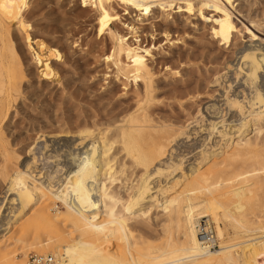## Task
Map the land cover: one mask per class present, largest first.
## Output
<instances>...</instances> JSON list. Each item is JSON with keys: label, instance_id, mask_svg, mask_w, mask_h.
I'll list each match as a JSON object with an SVG mask.
<instances>
[{"label": "rangeland", "instance_id": "374dc122", "mask_svg": "<svg viewBox=\"0 0 264 264\" xmlns=\"http://www.w3.org/2000/svg\"><path fill=\"white\" fill-rule=\"evenodd\" d=\"M151 1L152 11L143 17L138 15L139 12L135 9H127L124 12L121 7H116L122 20L117 21L119 33L125 36L128 43L137 45L141 49L149 47L152 51L151 57L147 56L148 62H152L155 70L153 84L155 100L151 103L150 109L160 115L162 120L159 122L165 121L166 126L160 127L159 122L154 119V122L149 123L151 126H156V131H151V136L169 141L164 157L156 159L145 171L143 167L140 168L141 166L135 168L130 165L129 158L124 155L125 151L115 141L111 131L99 136L95 134L92 140L89 139L82 145H77L78 139L74 137L77 129H80L85 122L88 124L87 117L91 110L98 108L100 112L105 109L109 97L117 107L128 109L130 112L139 107L138 99L133 93L134 84L130 80L126 82L121 76L116 77L112 65L105 60L104 53L100 52L102 39L97 37L93 8L88 5L82 7L80 0H26V6L21 8V14L29 23L27 32L31 48H28L25 35L15 20L9 21L5 40L7 43L12 39L15 47L22 48L20 54L22 62H20L23 78L21 83L15 85L10 92L17 97L14 100L7 98L1 102L2 104L0 103V116L4 110L9 109L5 120L0 124V202H3V212L0 217L3 223L0 226V251H10L16 259L26 264L27 256L31 252L52 254L61 264H86V260L89 261L94 257L91 242L78 239L79 232L65 216L64 206L52 198L47 201L49 213L56 215L51 229L41 228L35 232L30 229L20 230L22 223L32 219L31 213L38 208L37 204H32L4 226L10 206L7 196L11 197L6 190L15 165L19 163L18 166L22 167L23 164L29 163L32 171L27 168V175L36 176L34 179L44 184L49 178L53 189L55 187L59 189L64 175L70 169L72 171L76 168L80 161L77 159L82 157V152L91 143L104 144L102 145L103 151L105 150L104 156L113 158L110 164L116 170L121 163L126 162L122 175L118 173L110 177V180H105L108 187L106 193L109 194L106 195L108 197H103V203L98 204L97 211L102 223L108 220L111 212L122 213L128 203L125 200L129 199L140 176L144 174L149 178L150 193L156 195L157 200L152 201V204L146 195L140 206L138 205L139 208L136 206L133 209V216L129 213L126 215V217L129 215L128 225L135 239L137 238V243L141 241L153 242L152 244L156 246L161 245L167 235L164 231L163 211L166 204L163 202L167 197L185 194L183 189L196 192L191 195L195 204H205L208 210L214 207L221 214L222 207L218 203L216 205L211 203V197L205 190L213 188L220 193L223 189L226 190V194L223 190L220 194L224 198L216 193L217 198L226 199L230 196L233 199L228 186L244 179V182L242 181L244 189L248 193L256 194L252 204L256 203L258 198L264 203V126L258 129L257 125L247 122L249 117L246 118L247 121L243 126H239L242 116L229 103L230 99L236 97L250 98L255 88L264 94V63L251 85L244 81L246 65L241 57L247 50H254L258 57L264 54V0ZM188 1L193 4V10L190 12H187L183 6ZM161 3L162 6L172 4L171 8L164 7L165 14L162 16ZM82 8L87 10L84 15L80 12ZM218 9L230 12L236 27L230 44L219 45L210 35L213 21L223 16ZM165 25L172 28L168 37L163 33ZM83 35L91 39L90 45L74 42ZM38 40L44 42L47 47L56 46L60 51V58L50 57L47 61L55 75L41 74L43 66L34 59V53L38 51L35 43ZM104 40L103 48L105 53H108L112 45L108 38L105 37ZM201 46L205 47L206 52L208 51L202 57L199 54ZM45 52L44 50V55L47 54ZM178 52L191 55L186 73L166 74L165 66L158 62L164 57L174 58ZM239 67L242 69L241 72ZM13 72L15 74L17 70ZM183 79L187 81L184 85L181 82ZM175 87L178 93L175 97L171 95L172 97L168 98L170 96L164 91ZM179 92L182 95H179ZM244 105H247L246 100ZM165 118L170 119L168 121ZM61 130L67 131L69 136L56 137L55 133H62ZM237 140L251 141L248 150L251 148L252 154L245 153V146L236 147ZM4 152L9 154L7 156L9 163L7 162V167L2 170ZM33 158L34 163H32ZM177 164L181 165L177 166ZM156 168L159 171L156 172ZM196 170L197 177L207 180L205 183L195 185L186 178ZM239 174L242 176L238 177ZM158 187L161 189L159 192ZM197 188L200 189L194 191ZM120 200H123L122 203ZM108 203L113 206L115 204L114 209H110ZM146 208H149V211L145 215L134 216ZM247 212L248 217L260 214L257 209ZM232 213L236 215L237 210ZM207 218L213 226L211 217ZM204 220L206 219L202 221ZM228 220L232 222L231 219ZM233 231L228 225L226 232L230 236L229 238L227 236L229 243L239 241L234 239ZM169 232L174 238L180 236V230L175 227ZM38 241H41L39 242L41 246L35 244ZM57 242L59 247L54 246ZM43 243L47 244L43 245ZM233 250L238 254L241 253L239 246H235ZM98 254L102 257L105 249H100ZM90 262L95 264L96 257Z\"/></svg>", "mask_w": 264, "mask_h": 264}, {"label": "bare ground", "instance_id": "6f19581e", "mask_svg": "<svg viewBox=\"0 0 264 264\" xmlns=\"http://www.w3.org/2000/svg\"><path fill=\"white\" fill-rule=\"evenodd\" d=\"M80 2L82 7L88 5L95 11L94 19L96 21L97 37L102 39L100 52L104 53L105 60L107 62L109 61L112 65L116 77L121 76L126 82L130 80V82L134 84L133 93L134 97L138 99L139 107L130 112L128 109L117 107L116 104H114L115 102L112 101V98L110 99L109 97V101L104 107L105 109L100 112L98 108L97 110L95 108L91 110L88 117L86 116L88 124L84 121L85 124L74 132V137L78 139L77 145H82L89 139L92 140L91 138L95 134L99 136L111 131L115 141L118 142L122 146L121 149L125 151L124 155L129 158L128 162L131 163L130 165L135 168L141 166L140 168L143 167L145 171L156 159L164 157L167 147L169 146V138L167 139L168 142H166V139H157L151 136V131L155 132L156 126H151L149 123L154 122V119L158 122L162 120L160 115L155 114L154 111L150 109L151 103L155 100V87L153 86L155 70L152 62H148L149 58H147V56L151 57L152 51L149 47L141 49L137 45L134 46V44L128 43L125 36L119 33L120 30L117 21L121 22L122 20L116 7H121L124 12L127 9H135L139 12L138 15L143 17L152 11L151 5L153 2L151 0H80ZM160 5L162 7L160 12L161 16L165 14L163 12L164 7L171 8L172 6L171 3L165 6H162V3ZM25 6L26 0H0V103L7 98L14 100L17 97L16 94L12 95L13 93L10 92L15 88V85L21 83V79L23 78V69L21 68L22 61L20 60L22 48L20 49L18 45V47H15L12 43V39L11 42L9 40L7 43V40H5V34H7L6 31L10 23L9 21L15 20L16 24L22 29L25 35L28 48H31L29 34L27 32L29 23L27 18L21 14V8ZM183 6L187 12L193 10V4L190 1L185 2ZM218 10L223 16L213 21L210 28V35L216 39L219 45L230 44L236 27L234 26L230 12L222 9ZM86 11L85 8H82L80 12L84 15ZM167 25H165L163 29L165 37H168L172 29ZM113 29L116 30L114 31ZM6 36L9 37L8 35ZM105 37L109 39L112 45L110 50L108 49V53H105V49L103 48ZM90 40L83 35L81 37L79 36L74 42L79 41L81 45H88ZM35 45L38 51L34 53V59H36L37 62H41L43 66L41 74L43 76L55 75L47 61L50 57L60 58V51L56 46L47 47L44 42L39 40ZM44 50L46 51L45 53H47L46 55H44ZM207 53L208 51H205V47L201 46L199 52L200 57ZM190 57L191 55L188 53L183 54L178 52L176 57H164L158 64L165 66L166 74L175 73L178 75L177 73H182L184 75L187 70L186 66L190 62ZM241 57L242 62L246 65L244 81L252 85L257 78L262 63H264V54L258 57L254 50H247L242 53ZM14 70H17L15 74L13 72ZM241 70V67H239L240 72ZM181 82L182 85H184L187 81L183 79ZM125 85L127 84L125 83ZM176 90L175 87L173 89H167L164 92L170 96L168 98H171L172 96L175 97L178 93ZM179 95H182L181 92H179ZM245 100L247 105H244ZM229 103L236 108L242 116L239 126H243L246 123L247 117H249L247 122L250 121L253 125H257L256 127L258 129L264 126V94L257 88H255L250 98L239 99L236 97L230 99ZM8 110L9 109L2 112L0 124L5 120ZM245 113H247V115H244ZM166 119L169 121L170 118H165V120ZM159 126H166L165 121H160ZM60 132L62 133H55L56 137L69 136L67 131L63 132L61 130ZM43 134L44 133H42L41 136H43ZM98 143H91L86 147L81 154L82 157L77 159L80 161L76 165V168L72 171H70V169L63 178L61 177L63 180L59 189H55L56 187L53 189V185L49 178L46 184H44L43 182H38V180L36 181L34 179L36 176L33 177L31 175V177L27 175V168L30 169L29 163L23 164L22 167L18 166L19 163L15 166L12 165L14 166V170L9 176L6 190L11 197L8 198V196L5 195L7 196V202L10 206L4 226L21 212L30 208L32 204H37L38 208H36L34 213H31L33 214L32 219L29 218L30 220L22 223L19 227L20 230L25 231L26 229H30L35 232L41 228L51 229L54 226L56 215H51L49 213L47 201L52 198L64 206L65 216L69 219L73 228L79 232L78 239L91 242L94 257H91L89 261L86 260V264H90L92 258L95 257L97 260L95 264H264V203L258 198L257 202L252 204L256 194L248 193L244 189V179L242 180L243 182H234L228 186V189L231 190L233 199L230 196L229 198L225 196L226 199L217 198L218 194L216 195V193H219L217 189L213 190V188H208L205 190L211 197L210 202L215 203L214 205L218 203L219 206L222 207L221 214L214 207L208 210L205 204H195V202H193L194 198H192L191 195L196 192H193V190L190 191V189H187V191L182 188L185 194L180 193L175 197H167L163 202L166 204L163 207V211L165 216L164 231L167 235L160 246L152 244L153 242L148 243L140 241V243H137V238L135 239L128 225L127 217L129 215L126 217L127 213L133 216V209L141 204L140 202H142L144 197L148 196L151 202L157 200L156 195L150 193V182L148 181L149 178H147V175L144 176L143 174L140 176L138 183L134 185L132 194L130 193L129 199L125 200L128 203L127 206L125 205L126 208H123L124 210H122V213L120 211L111 212L112 214L108 216V220L102 223L98 217L97 211L98 204L103 203V197L109 194L106 193L108 187L105 180H110V177L118 173L122 175L126 162H120L121 165L118 167V170H116V168L110 164L113 158L110 159L106 157L107 155L104 156L105 150L103 151L102 149V145L104 144L98 145ZM235 145L236 147L242 146V148L245 146L246 154L251 152V148L248 150L251 146V141L249 140L243 142L237 140ZM249 154H252V152ZM7 156H9V154L4 152L2 155L4 161L1 160L4 163L1 169L7 167ZM246 160L247 159H245V161ZM34 162L35 160L33 158L32 163ZM117 163H119V161ZM178 164L177 166L181 165ZM157 171H159V169L156 168V172ZM105 175L108 176L105 177ZM197 175L198 171L196 170L191 172L186 178L195 185H200L207 181L205 178L197 177ZM239 176L242 175L239 174L238 177ZM199 189L200 188L194 189V191ZM222 190L223 189L220 190V193H222ZM157 191L159 192L161 189L158 187ZM223 191L225 192L226 190ZM220 193L219 195H221ZM121 201L123 200H120V202ZM207 201H209V199H207ZM107 205L110 209H114L115 204L114 206L109 203ZM235 209L237 210V214L233 215L232 212ZM255 209L259 210L260 214L248 217L249 213L247 210ZM148 211L149 208H146L144 211L138 214L136 213L134 216H143ZM2 212L3 202H0V217L2 216ZM208 216L211 217L213 226L209 218H207ZM203 219L206 220L202 221ZM228 219H231L232 222H229ZM2 225L3 223L0 224V226ZM228 225L234 230V239H239V241L229 243L226 232ZM173 227L180 230V236H178V238H174L169 232ZM229 237L230 236H228V238ZM48 240H50V238ZM39 242L41 241L35 244L41 246ZM50 242L51 241H49V243ZM58 243L59 242L54 243V246L57 247ZM45 244L47 243H43V245ZM215 246H217L218 249H212ZM235 246L241 248L240 254L233 250ZM100 249H105V254L102 256L103 259L100 257L101 255L98 254ZM65 251L66 250H64V252ZM0 263L26 264L24 261L16 259L15 255L10 251H0ZM56 264L61 263L57 260Z\"/></svg>", "mask_w": 264, "mask_h": 264}, {"label": "built area", "instance_id": "2783aa9c", "mask_svg": "<svg viewBox=\"0 0 264 264\" xmlns=\"http://www.w3.org/2000/svg\"><path fill=\"white\" fill-rule=\"evenodd\" d=\"M27 264H56V257L52 254L31 252L27 256Z\"/></svg>", "mask_w": 264, "mask_h": 264}]
</instances>
